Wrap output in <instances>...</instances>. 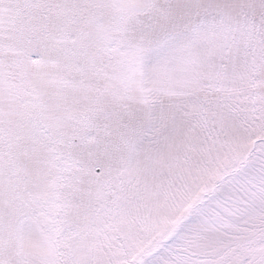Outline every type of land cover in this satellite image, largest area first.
Listing matches in <instances>:
<instances>
[{"label":"snow or ice","instance_id":"6c2138e0","mask_svg":"<svg viewBox=\"0 0 264 264\" xmlns=\"http://www.w3.org/2000/svg\"><path fill=\"white\" fill-rule=\"evenodd\" d=\"M0 264H264V0H0Z\"/></svg>","mask_w":264,"mask_h":264}]
</instances>
